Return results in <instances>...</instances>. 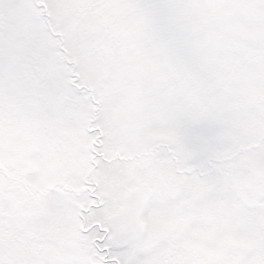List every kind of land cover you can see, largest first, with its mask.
<instances>
[{"label": "snow or ice", "instance_id": "1", "mask_svg": "<svg viewBox=\"0 0 264 264\" xmlns=\"http://www.w3.org/2000/svg\"><path fill=\"white\" fill-rule=\"evenodd\" d=\"M0 264H264V0H0Z\"/></svg>", "mask_w": 264, "mask_h": 264}]
</instances>
